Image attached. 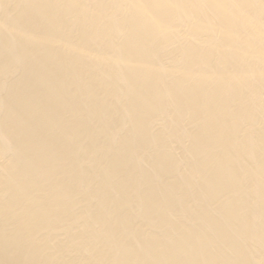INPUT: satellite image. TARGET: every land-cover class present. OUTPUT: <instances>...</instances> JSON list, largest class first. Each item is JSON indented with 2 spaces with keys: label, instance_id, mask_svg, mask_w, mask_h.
<instances>
[{
  "label": "bare ground",
  "instance_id": "bare-ground-1",
  "mask_svg": "<svg viewBox=\"0 0 264 264\" xmlns=\"http://www.w3.org/2000/svg\"><path fill=\"white\" fill-rule=\"evenodd\" d=\"M0 264H264V0H0Z\"/></svg>",
  "mask_w": 264,
  "mask_h": 264
}]
</instances>
